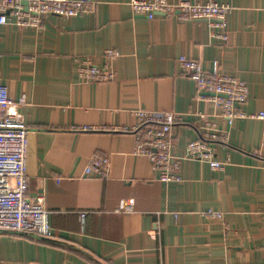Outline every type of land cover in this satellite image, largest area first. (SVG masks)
I'll list each match as a JSON object with an SVG mask.
<instances>
[{"label":"crops","instance_id":"obj_1","mask_svg":"<svg viewBox=\"0 0 264 264\" xmlns=\"http://www.w3.org/2000/svg\"><path fill=\"white\" fill-rule=\"evenodd\" d=\"M87 1L39 29L0 28V83L28 127L26 196H43L50 225L46 239L0 232V264H264V118L229 124L177 64L239 79L238 108L264 114V0H167L228 7L218 30L133 15L132 0ZM82 60L111 64L114 79L80 83ZM139 111L181 116L176 156L201 137L204 115L226 134L214 155L223 171L185 161L180 181L159 182L135 152ZM94 155L107 158L106 177L90 170Z\"/></svg>","mask_w":264,"mask_h":264},{"label":"built area","instance_id":"obj_2","mask_svg":"<svg viewBox=\"0 0 264 264\" xmlns=\"http://www.w3.org/2000/svg\"><path fill=\"white\" fill-rule=\"evenodd\" d=\"M23 2H26V6ZM129 6L133 15L149 20L162 16L181 23L208 21L216 30L225 26V18L230 11L228 7L213 1L202 5L190 2L173 4L167 0H132ZM89 7L87 0H0V28L11 24L17 28L39 29L47 17L73 18ZM117 56L113 51H106L104 57ZM177 64L181 73L195 82L197 96L210 95V101L229 124L236 120L264 118L263 113L253 115L238 109L248 97V88L239 79L206 72L198 61L185 57H180ZM76 72L80 83L109 82L114 79L112 66L108 63L96 66L82 60ZM135 116L137 126L130 131L135 135V152L150 161L159 182L180 181V169L185 161L203 162L212 171H223L224 164L218 162L214 155L215 144L226 143V134L216 130L214 123L207 121L204 115L199 117L204 129L201 137L188 143L181 156L172 153L171 139L172 129L183 123L180 115L139 111ZM27 135L28 127L18 105L11 101L6 87L0 83V232L48 238L49 212L45 209L43 196H26L29 184L26 175ZM90 170L99 177H106L107 158L94 155ZM85 217V213L80 214L81 219Z\"/></svg>","mask_w":264,"mask_h":264},{"label":"rangeland","instance_id":"obj_3","mask_svg":"<svg viewBox=\"0 0 264 264\" xmlns=\"http://www.w3.org/2000/svg\"><path fill=\"white\" fill-rule=\"evenodd\" d=\"M235 78V77H234ZM244 104V103H243ZM242 105V104H241ZM239 110H241L240 108H238ZM2 233H6V232H2ZM13 234V233H12ZM21 235H26V234H21ZM27 236H32V237H37L39 239H46V238H42V237H39V236H35V235H27ZM50 237V236H49Z\"/></svg>","mask_w":264,"mask_h":264},{"label":"water","instance_id":"obj_4","mask_svg":"<svg viewBox=\"0 0 264 264\" xmlns=\"http://www.w3.org/2000/svg\"><path fill=\"white\" fill-rule=\"evenodd\" d=\"M23 5L26 6V2H23ZM208 96H210V95H208Z\"/></svg>","mask_w":264,"mask_h":264}]
</instances>
